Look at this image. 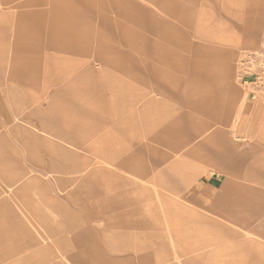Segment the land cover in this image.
Listing matches in <instances>:
<instances>
[{
	"label": "rangeland",
	"instance_id": "obj_1",
	"mask_svg": "<svg viewBox=\"0 0 264 264\" xmlns=\"http://www.w3.org/2000/svg\"><path fill=\"white\" fill-rule=\"evenodd\" d=\"M146 105L154 111L177 105L173 113L179 110L185 119L180 133L192 128L191 112L198 129L191 146L174 136L177 126L165 132L177 141L149 140L174 150L165 162L182 158L187 166L179 167L176 188L163 190L175 197L170 208L186 211L182 228L171 222L174 240L158 226L136 238L130 230L138 233L142 221L128 223L130 177L160 184L166 168L158 164L129 174L154 151L150 145L136 149L139 143L127 148L131 123H137L135 131L147 127ZM42 118L88 144L76 148L84 177L68 182L34 159L21 128L51 136ZM111 130L125 147L117 158L121 165H86L102 160L91 149L110 148ZM40 143L41 159L51 165L52 155ZM232 157L237 161L228 170ZM196 160L191 171L188 164ZM30 177L75 215L51 209L58 220L77 219L79 230L98 241L90 262L79 264H154L158 254L163 264H264V0H0V240L17 242L0 253V264H39L44 258L41 264H76L78 245L46 250L57 237L49 238L29 213V195L11 185ZM162 177L168 184L178 178L169 168ZM31 197L34 205L42 203L38 194ZM144 204L137 207L146 215ZM253 208L262 217L256 229V219H246L254 218L245 212ZM156 212L164 224L166 216ZM20 220L32 222L29 231L38 240L30 246L20 244ZM133 239L140 243L134 248L110 247ZM39 250L45 253L31 257Z\"/></svg>",
	"mask_w": 264,
	"mask_h": 264
},
{
	"label": "crops",
	"instance_id": "obj_2",
	"mask_svg": "<svg viewBox=\"0 0 264 264\" xmlns=\"http://www.w3.org/2000/svg\"><path fill=\"white\" fill-rule=\"evenodd\" d=\"M150 103V102H149ZM175 105L173 108L174 110H177L178 106ZM145 107V114H144V119L146 118V126L147 127H142V131H145L143 133H141V135H136L137 133V129L135 131V124H137L136 122L131 123L132 126L134 127V130L131 129V127L129 129H127V132H130V136H131V144L128 145V150H133V148H136V143L141 144V147H137L136 149H145L146 147H150L149 149L153 148L154 151L149 150V156H151V160H148L147 162H142L138 167H132L131 169H129V174H133L134 170L138 169L135 172H138L139 170L143 169L144 167H150V169L159 166L158 164H163L166 165V169H170L171 171H173V173L177 174V177H173L172 180H169V184L168 181L164 180V178L162 177V174L165 172V170L162 172L161 174V180L158 181L160 184H158L157 182H148V181H144V180H140L137 179L133 176L130 177V183H131V188L132 191L130 193V199H129V203L131 206V209L133 210V212L131 214H129V221L128 223L132 224L134 223L135 225L138 224L140 221H142V226H140L139 228L136 229V231L138 233H134V230H130L133 234V236H135L136 238H141V237H146V233L147 232H151L152 230H154L153 228L155 227H161L162 229H168V234L169 237L172 238L174 240L173 234L171 233V229H172V224L171 222H174V226L176 225L179 228H182V225H184V223H182V221L184 220L183 217L184 213L186 212L184 210L183 207H175V208H170L169 205L172 204L171 202L174 201L175 197L174 196H170L167 195L163 190L164 188H176L178 180L182 179L181 177V171L179 169V166H177L176 168H178L179 171H175L173 169H171V165H169L167 162L164 161L165 157L168 156H175V152L172 148H165V147H159V144H157L156 146H154V144H149V140H150V136L153 137H158L160 134L159 132V124H158V120L162 119L164 116H168V115H172L173 113V108L171 109V107H165L162 110L157 106L156 111L152 110L155 106H144ZM179 109V108H178ZM134 112V111H133ZM192 112L190 113L191 116V123H192V128H186L184 127V133H180V131H183L181 124L183 122L181 121H185L184 119V114L178 110L177 112H175V115L177 117V129L174 128V136L176 135V137H179L178 140L182 141V142H188V145L191 146L193 144V134L195 135H199L198 134V129L195 126V119L192 117ZM135 115V114H132ZM45 116V115H44ZM42 116V117H44ZM142 119V116H141ZM150 119V122L152 123V129L150 130V133L147 134V131L149 130V126H148V122L147 120ZM163 120V119H162ZM41 124H44L43 126H45L46 128V124H48L49 130H45L46 132L50 133L51 136H38L37 134H35L34 132H32L29 128L25 127V128H21L22 131H24L21 136L24 138V140L27 142L30 150L32 151V155L34 157V159L38 160L40 163H42V166L46 167V166H50L51 170L53 171H59L61 172V174L63 173L65 176V179L68 182L71 181H75L76 177H75V173H82L86 168L85 164L81 161L78 160L79 158V153L76 150V148H82L85 149L84 147L87 146L84 143H82L79 139L78 136H74V135H68L66 133V131L62 128H58L56 126H51V124L45 120V118H42L39 121ZM118 124H120V121L118 122ZM51 127V128H50ZM181 128V130H180ZM113 131L111 130L110 133H106L109 137L108 140L110 141L111 147L108 149H91V150H95L98 153H101L100 155H102V160L101 159H97L96 162H94L92 159L88 160L86 163V165H93L92 167L95 168V163H97V165L100 167V169H105L106 167L108 168L110 165L113 166H120L121 165V161H117V158H120L119 155H122V153L125 151V147H123L122 144V138L119 134H116V136L112 135ZM159 132V133H158ZM143 134V135H142ZM157 134V135H154ZM139 139H137V138ZM166 140L169 141L170 143L177 141L176 139H174L173 137L166 135ZM39 138H43L42 140H40ZM58 138L62 141H57ZM92 139V138H90ZM153 139V138H152ZM158 142H161L162 140H160L159 138H157ZM154 140V139H153ZM40 141H44L45 142V148L51 153L52 155V163H50L51 165H46V163L44 162V160H42V155H43V148ZM95 139L91 140L89 142V145L92 146L94 143ZM150 145V146H149ZM156 147V148H155ZM220 161H222L220 159ZM226 161V160H225ZM230 165L231 167H228V165H225L224 167L227 168L228 170L230 168H232L233 165L231 164H235V158H231L230 159ZM130 162H132V164L134 165L135 161L134 159H132ZM156 163V164H153ZM197 163V160L195 161V164L193 166V164L190 162L188 164V166H190L191 171L194 169H196L195 166ZM184 164V163H183ZM200 164V163H199ZM157 165V166H156ZM185 165V164H184ZM135 166V165H134ZM183 167H187L186 165ZM200 167V165H199ZM47 168V167H46ZM110 169V167L108 168ZM221 169V168H220ZM222 170V169H221ZM91 170H88V172H90ZM223 171V170H222ZM225 173V172H224ZM71 174V175H68ZM114 176L116 177V173L115 171H113ZM226 174V173H225ZM81 177H84V173ZM61 179V178H59ZM64 179V178H63ZM80 179V178H79ZM193 181V180H192ZM11 185H15L16 188H14L16 191L19 190V193H22L23 196L25 195H29L28 198H25V207L28 208L29 213L31 215L34 216L35 220L38 221L40 223V227L45 228V233L47 234V230H48V236L49 238H51L50 236L53 237H57L55 240H52L50 242L47 241V246L48 248L46 249L47 251L49 250H53L52 247H60L62 248H67L70 247L71 245H78V247H80L78 254L75 255V262L76 264L81 263V261H89L92 259V256L94 254L95 251L98 252V241L94 242L91 237L89 236V233H86V231L84 230H79V225L77 224V219L75 220L76 223L74 224V222H72L70 224V222L67 220H58L57 217H55L54 215V211L51 210L53 208H56L59 210V205L57 204L56 200L54 199V197L49 193L48 190H46L45 188H43L42 186H40L41 184H37V181L35 179H33L32 177L29 178V180L27 181H10ZM166 183V185L163 184ZM159 185V186H158ZM239 185L238 183L235 182L233 188H237ZM150 188L152 189V193L150 191ZM14 190V191H15ZM115 190H118L117 188H115ZM34 192V193H31ZM38 194L39 195V200L41 199L42 203L40 205H34L33 203L36 202L37 200L34 199V197H31V195L34 194ZM117 193V191L115 192ZM149 193V194H148ZM117 195V194H116ZM216 195L215 191L211 193V196L208 197L209 199L206 200H210L213 198V196ZM34 200V201H33ZM33 201V202H32ZM31 202V203H30ZM146 207V215L145 214H141L139 212L138 209V204L139 203H145ZM32 205V206H31ZM31 206L30 209H32L30 211L29 207ZM156 209H158L159 211L161 210L162 213H164V215L166 216V220H164V224L161 221V219L159 218V216L157 215ZM61 211H63L65 213V215L68 216H72L74 215L72 212H70V210H67L65 208H60ZM149 213V214H148ZM149 215V216H148ZM75 216V215H74ZM73 216V217H74ZM261 216L259 217V219L256 218H246L248 219L247 221H250V223L252 221H254L256 219V223L258 224H254L256 228H260L259 227V223L261 221ZM33 219V218H32ZM34 220V219H33ZM185 221V220H184ZM242 221H244V218H242ZM21 222V223H20ZM20 222L16 223V227L18 228V230L21 231L22 236L21 238H19V240H22L21 246H24L25 244H27V246H30L33 244V242H37V238H34L35 236L29 231V227L30 225H32V222L29 220V223H25L23 221L20 220ZM30 224V225H29ZM186 224V223H185ZM163 226V227H162ZM173 226V227H174ZM184 227V226H183ZM31 228V227H30ZM36 232L39 230L37 228V226L35 225L34 227H32ZM7 229H9L7 227ZM254 230V229H253ZM50 231V232H49ZM51 233V234H50ZM38 234V233H37ZM34 236V237H32ZM133 237H131L130 239H132ZM168 241V244L174 246L175 242L174 241ZM17 243V242H16ZM16 243L14 241H9V240H0V253H3L4 251H6L9 247H7L8 245H16ZM138 244L137 241H135V239L132 240V243L130 244H126V243H113L112 245H110V247L114 250H122L125 248H134L136 247ZM194 246V242L191 243ZM142 246L144 244H141ZM10 249V248H9ZM49 249V250H48ZM182 254H185V249H182ZM45 252H43V250H39V251H34L32 252L30 255L31 257H36V259L38 257H40L42 254H44ZM177 255V254H176ZM160 256V257H158ZM157 258L154 259V264H163L165 262L166 259H164L160 254H158ZM47 257V256H46ZM177 259H179V256L176 257ZM111 259V258H109ZM52 260V259H51ZM50 260V261H51ZM41 263H46V258H44L42 261L40 260L39 264ZM88 263V262H87ZM85 263V264H87ZM89 264V263H88Z\"/></svg>",
	"mask_w": 264,
	"mask_h": 264
},
{
	"label": "bare ground",
	"instance_id": "obj_3",
	"mask_svg": "<svg viewBox=\"0 0 264 264\" xmlns=\"http://www.w3.org/2000/svg\"><path fill=\"white\" fill-rule=\"evenodd\" d=\"M210 32V31H209ZM212 35V34H211ZM216 66H217V64H216ZM218 67H220V65L218 64ZM163 93H165V92H163ZM169 94H170V92H169ZM166 96V95H165ZM170 98H171V95H170ZM215 105V103L212 105V107ZM191 105H189V107H190ZM193 106H194V104H193ZM175 111V110H174ZM163 119V120H162ZM161 120L159 119L158 120V124L160 125L159 126V136L157 137V138H159L160 140H162L163 141V139L162 138H164L165 136H166V131H171V133H172V130H173V128H174V126L175 125H177V117H176V115H175V113H172V115L170 116V115H168V116H164L163 118H162ZM147 122H148V128H149V130L147 131V133H150V130L152 129V126H151V122H150V119H148L147 120ZM138 130V133L141 135V133H143V132H145V131H142V127L140 128V129H137ZM162 130H164L163 132H162ZM162 133H164V135H162ZM154 135H157V134H154ZM182 158H179V159H171V160H169V162H168V164L169 163H171V164H173L172 165V167H171V169H173V170H175V171H179L178 170V168H176L177 166H179V167H183V166H185L184 164H183V161L181 160ZM174 175L175 176H177V174L176 173H174ZM75 177H76V180H78L79 178H81V174L80 173H75ZM228 189H229V187H228ZM245 212H247L248 214H250V215H252L254 218H256V219H259V217L261 216V213H259V211H257L256 212V208H253V209H247Z\"/></svg>",
	"mask_w": 264,
	"mask_h": 264
}]
</instances>
